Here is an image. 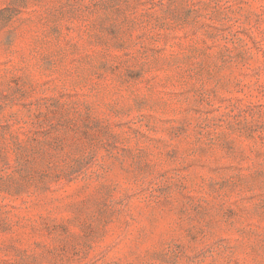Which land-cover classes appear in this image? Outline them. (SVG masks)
<instances>
[{"label": "rangeland", "instance_id": "obj_1", "mask_svg": "<svg viewBox=\"0 0 264 264\" xmlns=\"http://www.w3.org/2000/svg\"><path fill=\"white\" fill-rule=\"evenodd\" d=\"M0 264H264V0H0Z\"/></svg>", "mask_w": 264, "mask_h": 264}]
</instances>
